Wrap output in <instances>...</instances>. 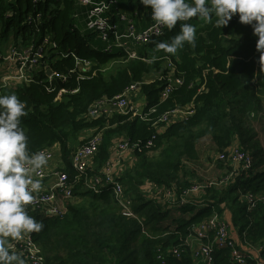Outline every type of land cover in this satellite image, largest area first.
Returning <instances> with one entry per match:
<instances>
[{"label": "trees", "instance_id": "trees-1", "mask_svg": "<svg viewBox=\"0 0 264 264\" xmlns=\"http://www.w3.org/2000/svg\"><path fill=\"white\" fill-rule=\"evenodd\" d=\"M111 8L112 22L121 30L125 24L120 22L119 14L132 17L140 30L154 22L150 9L139 0H117ZM38 9L44 13V26L36 33L24 24L25 15L31 11V0L10 5L0 0V40L7 41L12 29L15 36L22 35L26 42L49 34L56 46L50 52L49 66L66 76V80L58 77L49 84L46 72L41 71L33 83H20L14 92L2 94H15L26 102L27 115L22 117L21 126L28 135L29 150H47L60 144L63 159L68 161V155L77 150L74 143L82 131L97 129L103 139L96 166L80 173L67 162L62 170L74 186L73 196L80 200L78 205L69 201L61 217L37 216L28 207V214L44 224L43 230L35 233V240L46 264H195L190 249L181 258L169 256L160 260L157 248L165 250L179 245L181 239L189 237L194 225L215 213L222 215L220 206L229 202L226 205L235 210L233 224L240 229L242 243L259 245L264 257V201L249 209L238 197L239 190L264 196V171L253 177L241 173L224 189L210 187L204 195L208 204L196 213L194 204L181 207L183 203L176 201L183 212L194 215L172 228L158 226L172 210L166 193L184 190L179 173L185 161L198 158L197 146L202 140L210 136L220 155L226 154L237 140L240 149L252 154L257 165H264V150L255 127L264 112V76L254 75L260 73V53L252 26L239 23L238 14L221 29L214 27V20L209 23L194 17L189 22L197 30L195 47L185 44L174 55L158 50L156 43L167 42L179 31L178 21L173 30L166 28L161 35L137 46L136 57L130 58L127 51L113 44V39L107 43L113 44V50L107 53L106 44L97 33L80 28L86 9L75 0H46ZM7 10L14 13L11 19L5 17ZM77 59L90 62L91 68L83 71L76 64ZM153 73L158 77L147 81ZM170 78L183 82L163 100L161 93ZM133 84L139 85V95L147 101L144 113L116 112L111 118L89 116L97 101L113 100ZM61 90L67 92L60 94ZM177 110L189 114L173 116L168 124L160 122L162 116ZM153 136V158H148L147 151L136 150L140 161L123 175L125 192L132 196L136 214V218L130 219L123 216L108 186H98L95 193L86 189L87 184L94 177H105L116 138L129 141L132 146H144ZM147 182L156 186V193L153 190L150 196L142 191ZM163 196L165 202L159 198ZM213 264H235L232 252L216 250ZM248 264H253V260Z\"/></svg>", "mask_w": 264, "mask_h": 264}, {"label": "built area", "instance_id": "built-area-1", "mask_svg": "<svg viewBox=\"0 0 264 264\" xmlns=\"http://www.w3.org/2000/svg\"><path fill=\"white\" fill-rule=\"evenodd\" d=\"M18 1V0H17ZM46 0H31V11H29L24 18V24L30 26L35 30L36 33L41 32L44 26V13L38 9L40 3ZM76 4L86 9V29L91 32L97 33L98 37L103 43L106 44L105 51L107 53L113 50V44L119 46L130 54V58L136 57V54L130 52V47L126 40L132 41L135 45L141 46L149 42L150 38L161 35L166 29L165 26H156L155 22L151 23L146 29L140 30L136 26L134 19L128 17L125 14H119L120 22H123L126 26L124 30H121L117 23L112 22L109 15L111 7L117 3V0H75ZM14 13L10 12L5 14L6 19H11ZM137 16V14H135ZM13 34L7 41L0 43V63L5 67L3 70L2 77L0 78V95L2 91L11 83H25L31 84L35 81L36 74L41 71L51 70L49 66V56L51 52V45H55L51 37L46 35L42 38H33L29 41H25L22 35L15 36ZM126 31V32H125ZM110 39L114 40V43L108 44ZM56 47V46H55ZM77 65L82 68L83 71H87L91 68L90 62L85 60L77 59ZM15 69V72L14 70ZM53 70V69H52ZM62 78L66 80V76L56 73L53 70L52 75H48L49 84L54 78ZM169 84L166 86L164 91L161 93L163 100L167 99L172 89L182 84L183 81L176 78L173 80L170 78ZM139 88L138 84H133L124 94L109 101H97L89 112L91 118L98 116H105L106 118L111 117L106 113L105 107L116 108L123 114L131 112V101L130 97ZM49 91L54 89L48 88ZM66 93V90H61V93ZM59 97V96H58ZM152 111H155L154 109ZM178 111V110H177ZM177 111H171L160 118V122L168 124L171 122V115ZM189 113H185L188 115ZM136 115V114H134ZM87 142H84L81 147L72 155V166L77 172L83 173L89 167L91 160L97 154L102 139V132H97L92 136L88 137ZM154 147V136L148 140L144 146L134 144L132 146L129 141L120 142L116 149L124 152L131 151H147L151 152ZM49 156V161L53 158V152L51 149L44 150ZM233 161L240 166V170L243 174L252 171L253 156L247 151L235 149L232 151ZM220 160L225 161L226 155L221 154ZM235 171L231 172L228 178L216 183L219 186L227 185L233 178ZM49 176L56 178L54 185L49 189L41 190L34 195L36 196L35 201L28 205L31 212H36L37 216L42 217H61L66 212V208L60 206L61 199L74 200L73 189L74 186L70 182L69 177L65 172L60 170H53L47 172L44 168L40 170L37 179L41 182ZM105 177H94L87 188L90 191L98 193V186L105 184L109 187L112 194L118 201L121 213L127 218H136V214L133 212V200L126 194L125 187L120 181V177L114 175L113 164L108 163L105 169ZM215 184V183H210ZM202 186H194L193 191L202 189ZM171 195V194H169ZM264 201V196L254 194L252 192L246 193L244 204L247 208L252 209L255 207L256 202ZM36 219V218H35ZM37 220V219H36ZM189 237L181 239L179 245H174L165 250L157 248L158 258L165 260L166 257L173 256L174 258H181L185 251L189 249L192 252L195 260H202L203 264L214 263V253L219 249H229L232 252V259L235 264H248L250 260H253V264H264V257L255 258L248 256L244 251L237 246L236 241L232 237L231 229L227 221L219 214L215 213L211 218L194 225L191 229ZM144 231V229H143ZM35 233L25 235L20 240L12 241L13 247L10 251H16L23 255L26 260V264H46L45 255L42 252L39 244L35 240ZM193 239L200 241L198 247L191 249V242Z\"/></svg>", "mask_w": 264, "mask_h": 264}, {"label": "clouds", "instance_id": "clouds-1", "mask_svg": "<svg viewBox=\"0 0 264 264\" xmlns=\"http://www.w3.org/2000/svg\"><path fill=\"white\" fill-rule=\"evenodd\" d=\"M150 9L156 26L173 30L179 21V31L167 42L155 47L168 54H176L185 44L195 47L196 27L192 18L212 23L222 28L238 14L239 23L250 25L256 36V50L260 53V73L264 76V0H139ZM27 115L26 102L15 94L0 95V264H26L20 253L10 251L12 241L25 235L39 233L44 224L28 214L42 188L38 176L49 164L44 150L32 152L28 135L21 126Z\"/></svg>", "mask_w": 264, "mask_h": 264}, {"label": "crops", "instance_id": "crops-1", "mask_svg": "<svg viewBox=\"0 0 264 264\" xmlns=\"http://www.w3.org/2000/svg\"><path fill=\"white\" fill-rule=\"evenodd\" d=\"M5 2V4L10 5V4H15L17 2V0H2ZM12 11L7 10V13H10ZM83 24L86 25V18L83 19ZM125 26V25H124ZM126 28V26H125ZM49 35V34H48ZM50 36V35H49ZM4 41V40H0V43ZM53 45V44H52ZM51 45V46H52ZM54 48L52 47L51 51H54L56 49L55 45H53ZM4 66L2 65V63H0V78L2 77L3 74V70H4ZM15 72V69H12ZM52 70V69H51ZM46 72V71H45ZM53 72V70H52ZM46 75L48 76L47 72ZM159 74L157 73H153L151 74V76L147 77V81H151L154 80L158 77ZM173 80H175L176 78H172ZM18 87V83H11L9 84L4 90L7 91H2V94L4 93H12L15 90H17ZM264 97V95L262 96ZM264 99V98H263ZM130 101H131V107L132 110L131 112H134V114L136 115H141L142 113H144V109L146 106V102L144 97L141 96V94L139 95V88L133 92V94L130 97ZM106 113H108L109 115H111V117L116 113H121L119 112L116 108L114 109L113 107H105ZM186 111L185 110H178L175 114H172L171 117H184ZM123 114V113H121ZM109 117V118H111ZM170 117V118H171ZM173 122L176 121V119L172 118ZM259 121L258 119L256 120L255 123H259L257 122ZM257 133L259 135V140L261 141L263 150H264V144L262 142V139H264V136L260 134V131L258 129V127L256 128ZM97 129H91V130H84L82 131L81 135H83L84 139L88 138L90 136H92L93 134L97 133L96 132ZM124 140L120 141V138H116L113 146L111 148V154H110V161L113 164V173L114 175H117L118 177H120V181L123 184V186L126 189V185L124 184V174L127 171H131L135 165L140 161L139 157L136 156V151H131V152H121L119 150L116 149V146L120 143L123 142ZM206 144L208 146L207 149L203 150V144ZM240 145L239 142L237 140H235L232 144V146H230L226 151L227 153L226 155V160L222 161L220 160V153L216 147V145L212 142L211 137L209 136L208 138L202 140L200 142V144L197 146V155L198 158L197 159H191V160H187L184 162V165L182 166V170L179 173L180 176V182H181V187L184 188V190L182 191V189L179 187V189H181L180 193L177 191V193L173 190L171 192H167L166 193V197L169 198L167 201L165 200L164 196L163 197H159L160 200L162 202H167L168 204H171L170 209H172L168 216H166L165 218L161 219L159 221L158 226H163L164 228L168 229V228H172L174 226H176L177 224H179L182 221L185 220H189L194 213H185L183 212V210L180 209V207L178 206L179 204H176V201H181L182 206H187V205H192L194 204L195 209L194 212H198V210L206 207V205L208 203L205 202V198L204 195H206L207 193V189H209L210 187H219L220 189H224L225 187H227V185H222L219 186L216 183L222 181L223 179H226L229 177V175L231 174V172L235 171V175L234 178L239 176L241 173H244L240 170V166L239 164L235 163L233 161V157H232V151L235 149L241 150L240 149ZM52 152H53V158L52 160L49 161V164L47 167H45L44 169L47 172H51L53 170H63L66 166H67V162L72 165V155L69 154L68 155V161H65V159H63V153H62V148L61 145H57L53 148H51ZM139 152V151H137ZM147 156L150 157L151 159L153 158V152H146ZM252 155V154H251ZM97 154L93 157V159L91 160L90 163V167L92 166H96V158ZM256 163V161H254L253 158V163H252V171H249L247 173H245L246 177H253L256 173H262L264 171V165L259 166L256 163V166L253 167V165ZM241 176V175H240ZM218 177V178H217ZM36 178V177H34ZM122 178V180H121ZM217 178V179H214ZM37 179V178H36ZM56 178H54V176H49L47 177L45 180H43L42 183V187L44 189H49L51 188L54 183H55ZM201 182L199 184H194L195 182ZM210 183H215V184H210ZM194 186H202V189H199L197 191H193L192 188ZM218 188V189H219ZM154 189H156V186L152 185L151 182H147V185L143 186L142 191L143 193L145 192V194L147 196H150L151 194L149 192L153 191ZM150 190V191H149ZM162 191V190H161ZM240 191V190H239ZM238 191V197L240 199V201L242 203H244L245 201V196L246 193L241 191L239 193ZM156 193V191L154 190L152 193ZM127 194V193H126ZM161 194H163V192H161ZM171 194V195H169ZM237 195V193H236ZM131 199L132 196L128 195ZM177 199V200H176ZM80 200L78 199H74L71 200L72 203L77 204ZM69 203V200L66 199H61L60 201V206H62L63 208L67 207V204ZM230 203V202H229ZM229 203H223L220 208L223 211L222 213V217L227 221V223L229 224V228L231 229L232 232V237L234 238V240L236 241L237 245L239 248H241L244 252L250 254L251 256L255 257V258H260L261 256V250L262 247H260L259 245L256 246H246L242 243V239L239 235V227H234L233 224V219H234V208L231 210L230 206L226 205ZM164 206H166V203H162ZM133 208H134V204H133ZM132 208V210H133ZM233 227L236 229H233ZM192 231V230H191ZM200 244V241L197 239H193V241L191 242V249H194L196 247H198ZM195 264H203L202 260H195Z\"/></svg>", "mask_w": 264, "mask_h": 264}, {"label": "rangeland", "instance_id": "rangeland-1", "mask_svg": "<svg viewBox=\"0 0 264 264\" xmlns=\"http://www.w3.org/2000/svg\"><path fill=\"white\" fill-rule=\"evenodd\" d=\"M80 28H82V30H86V27H85V24H82L81 26H80ZM126 32V31H125ZM127 41V43H128V45H129V47H130V52L131 53H133L134 51H135V48H137V45H135L132 41H130V40H126ZM256 85H257V82L255 83ZM262 98H264V97H262ZM263 103H264V101H263ZM134 114V113H133ZM261 117H260V119H258L259 121H257V122H259V123H255V127L257 128L258 127V129H259V131H260V134L261 135H263L264 136V112L260 115ZM87 138H85L84 139V137H83V135H80V138H79V140H85V142H87V140H86ZM75 141V143H74V149H78V147H81L83 144H81V142L80 141ZM262 142H263V144H264V139H262ZM208 148V146L204 143L203 144V150H205V149H207ZM149 158V157H148ZM149 159H151V158H149ZM148 164H151V163H149L148 162ZM218 178V177H217ZM217 178H214V179H217ZM199 183H201V182H195L194 184H199ZM147 185V184H146ZM223 189V188H222ZM150 191V190H149ZM145 193V192H144ZM80 203V201L77 203V205ZM75 204V203H74Z\"/></svg>", "mask_w": 264, "mask_h": 264}, {"label": "water", "instance_id": "water-1", "mask_svg": "<svg viewBox=\"0 0 264 264\" xmlns=\"http://www.w3.org/2000/svg\"><path fill=\"white\" fill-rule=\"evenodd\" d=\"M51 47H53V48H54V46H53V45H52ZM52 73H53V72H52V70H48V71H47V74H48V75H52Z\"/></svg>", "mask_w": 264, "mask_h": 264}]
</instances>
